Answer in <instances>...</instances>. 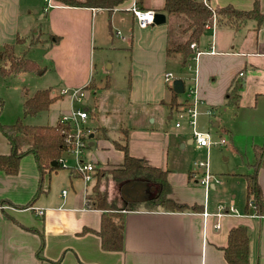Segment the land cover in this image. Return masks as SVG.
<instances>
[{
  "label": "crops",
  "instance_id": "0c3cea01",
  "mask_svg": "<svg viewBox=\"0 0 264 264\" xmlns=\"http://www.w3.org/2000/svg\"><path fill=\"white\" fill-rule=\"evenodd\" d=\"M37 2L38 0H0V52L6 45H14V52H18V47L23 42L15 44L17 37L29 38L39 26L44 32L43 39L49 40L46 53L52 61L56 79L61 84L58 93L62 90L71 93L92 85V45L95 46L97 36L105 27L104 22L102 26V20L96 22V18L106 11L105 22L111 45L114 44V36L129 46L128 105L139 112L134 121L141 123L144 120L155 126L144 125L132 131L124 128L129 135V153L149 166L167 171V181L171 187L169 198L187 209L175 211L161 206H149L147 198L134 195L133 186L127 187L128 192L121 194L122 201L136 205L133 209L120 211L123 216L122 248L120 251H106L101 248L97 234L102 211L85 207L86 193L91 189L95 178L87 190L83 182L78 188L71 187L66 191L65 197L61 194L59 203H54L48 197H39L32 207L21 209L31 201L38 186L37 166L31 157H25L20 161L16 175L8 176L0 172V264H227L223 248L227 244L229 231L237 226H245L249 232L248 264H264V167L258 168L256 176L263 200L261 211L257 207L254 209V204L249 202L253 196L248 199L244 178L252 172L255 159H252L254 163H250L246 158V164L242 168L244 170L239 171L242 173H231L232 176L242 177L244 182L243 206L237 209L233 201L223 203L218 197L210 200L208 191L215 192L220 183H214L218 180H210L209 190L206 191L200 184L204 168L198 167L196 162L192 165L184 163L185 155L183 151L176 150V147L181 145L184 150L189 148L204 154L205 157L200 162H206L208 150L198 147L192 136L181 129V125L176 128L174 124L175 130H165L162 121L165 107L170 114L166 117L167 121L172 120L173 112L177 115L176 109L168 106L172 99L170 88L175 80L183 82V93H186L183 97L177 94L179 106L191 104L189 92L196 88L199 104L205 105L208 116L214 119L212 128H220L222 125L221 112L228 109L225 106L227 94L236 84H242L238 105L243 107L245 102H249L253 107L256 106L258 96L264 98V21L258 25L256 20L250 19L238 30L217 25L206 29L207 38L201 45L199 42L194 43L197 50L186 61L194 64V77L185 92V82L182 79L173 77L168 82L164 80V74L168 73V59L182 64L180 55H166L172 21L165 14L164 24L142 29L137 26L133 13L129 10L131 2L109 12L64 6L56 0H50V6L46 4L43 7L42 23H37L32 18ZM148 2L149 0H145L143 3L145 10L160 13L149 7ZM254 2L255 0H230L231 5L229 0H208V5L215 8L228 4L227 6H235V9L237 7L236 10L250 11ZM257 4L261 14H264V0H257ZM162 5L163 1L159 9ZM96 23L101 25L99 31ZM247 26L249 28L245 31ZM113 28L117 30L114 34L111 33ZM236 34L239 36L236 37ZM53 36L60 39L58 43L51 44ZM111 48L120 49L117 44ZM197 51L200 54L195 60ZM6 67L0 64V69ZM42 73L45 74V71ZM58 119L59 117L52 118L49 126L55 125ZM157 121L158 124L155 125ZM95 128L106 129L116 139L123 129L120 127L115 136V133H110L104 126ZM220 131L232 138L228 130ZM206 132L210 133L209 130ZM220 138L225 139L222 136ZM231 142L233 151L240 153L234 139ZM91 143L90 147L99 144L102 150L99 154L101 161H94L97 167L106 168L109 164L118 167L122 164L123 154L115 150L112 143L107 140H93ZM227 144L226 141L225 148ZM9 152L10 148L0 134V155H7ZM113 152L119 155L116 157L117 163H104V158L113 157ZM72 176L79 177L70 173L69 179ZM45 190L47 195L48 188ZM109 197L114 198L113 195ZM229 207L235 213L216 216L220 208L228 212ZM38 210H42L43 215H37ZM22 227L32 228L43 235L41 259L36 256L40 247L39 236Z\"/></svg>",
  "mask_w": 264,
  "mask_h": 264
},
{
  "label": "rangeland",
  "instance_id": "374dc122",
  "mask_svg": "<svg viewBox=\"0 0 264 264\" xmlns=\"http://www.w3.org/2000/svg\"><path fill=\"white\" fill-rule=\"evenodd\" d=\"M162 0H149V7L158 11ZM230 3V0H229ZM231 4V3H230ZM228 5V4H227ZM224 5V6H227ZM232 5V4H231ZM46 6L44 0H38L37 6L33 9L32 18L37 23H42L43 20V7ZM221 6V5H220ZM234 6V5H233ZM232 7V6H231ZM235 9V6L233 7ZM237 9V7H236ZM107 12H103V15L98 14L96 22L101 19L105 27L102 29L101 34L97 36L96 42L92 45V72L91 79L94 83L95 90H84V98L81 101H75L71 103L70 95H59L60 81H57V74L52 70V61L46 53L49 45L48 39H43L44 32L37 27L35 33L30 34L29 38H26V42L19 46L18 52H13L14 57H21L25 55L24 59L31 61L35 65L34 71H28L15 76L2 77L0 75V103L2 104L0 122L2 124H11L15 120L21 118L28 125H50L52 118L60 117L62 114L69 113L71 111L87 110L88 120L85 122L87 131H90L93 135L94 128L99 125L106 127L110 130V133H116L120 127L127 128L128 131L138 129V127H155L142 120L141 123L135 122L137 110L132 109L128 105V89H129V46L126 43H121L120 39L113 37L114 44L111 45V41L108 39L109 34L106 27ZM172 25L170 28L171 41L170 44H176L183 42L188 33L181 34V29L185 27V21L182 17H171ZM249 24V23H248ZM98 31L101 25L96 23ZM249 28L247 26L244 30ZM117 30L113 28L111 31L114 34ZM41 33V34H40ZM122 35H125L122 32ZM239 34H236L238 37ZM101 38V40H100ZM207 38V32L200 36L198 42L201 43ZM32 43V45H31ZM118 45L120 49L111 48L114 45ZM125 48L123 51L122 48ZM3 52V51H2ZM1 53V52H0ZM1 59L0 64L3 66H9L8 60ZM190 63V64H189ZM181 66L172 59L167 60L166 71L171 73L173 77L182 79L185 82V92L188 91L190 80H193L194 64L192 61ZM190 66V67H188ZM7 67L5 69H7ZM45 71V74L42 73ZM52 89V96H60L58 100L51 105L47 112L40 113L35 117L23 118L22 103L26 97L31 96L37 90ZM58 90H57V89ZM109 92V93H106ZM186 93L179 94L183 97ZM257 105L253 107L249 102H245L243 107L238 105L237 109L234 107H228L227 110L221 112L222 125L220 128H212L214 119L209 117L207 111L204 109L205 105L196 103L195 107V126L192 127L184 114L181 118H178L175 113H172V120L167 121L166 117L169 114L167 107L163 108V128L165 130L174 129V124L179 122L188 136H192L193 131L200 133H208L213 140L219 139L221 136L228 142L227 147L211 146L206 151V162L208 164V171L211 174V182L220 183L217 185V190L212 192L208 191L210 200L214 197H218L221 202L233 201L235 207L239 209L244 205L245 201V188L244 182L239 176H232L231 173L239 172L246 164L247 161L254 163V147H262L264 144V98L258 96ZM176 107V106H175ZM180 108H175L178 113ZM90 113V114H89ZM224 113V114H223ZM91 117V118H90ZM158 119V117H157ZM174 119H177L174 121ZM150 122V119L148 120ZM158 124V121L155 125ZM220 129L228 130L231 133V137L225 132H221ZM177 130V129H176ZM210 131L206 132V131ZM185 132V133H186ZM118 136V134H117ZM112 137V136H111ZM235 137V138H234ZM116 139V138H112ZM231 139L237 143V147L240 149V153L233 151V145ZM87 149L82 155L83 162L93 163L100 162L99 154L102 150L98 145L90 147L91 142L94 139H88ZM118 142H122L121 135L116 139ZM109 143H111L109 141ZM113 145V144H112ZM114 147V145H113ZM178 151L184 153V163L190 165L193 162L199 163L203 161L205 155L195 150L187 148L184 150L181 145L176 147ZM224 148V149H221ZM115 149V148H114ZM116 150V149H115ZM118 151V150H117ZM120 152V151H119ZM113 157L107 156L104 158V163L109 161L110 163H117L116 157L119 156L113 152ZM75 155L71 152L62 155V167L73 168L75 166ZM95 161V162H94ZM193 167V166H191ZM95 168L100 170H110L116 168L115 165L109 164L106 168H100L95 165ZM70 171L66 168H62L45 175V188H48V194L41 195V199L48 197L52 199L54 203H59L62 190H70L71 187L78 188L82 185V179L80 177H71L69 179ZM72 181V184H70ZM89 187V186H88ZM105 188V189H104ZM123 188V187H122ZM121 188V190H122ZM101 190H107L109 195H113L114 209H121L125 202L122 201L121 194L125 195L128 192L127 189L121 193L120 186L113 182L112 179L103 180L101 183ZM90 189L88 190V192ZM151 191L147 186L142 187L140 182L134 184V195H138L141 198L148 199ZM233 196V198H232ZM56 205V204H55Z\"/></svg>",
  "mask_w": 264,
  "mask_h": 264
},
{
  "label": "trees",
  "instance_id": "16d2710c",
  "mask_svg": "<svg viewBox=\"0 0 264 264\" xmlns=\"http://www.w3.org/2000/svg\"><path fill=\"white\" fill-rule=\"evenodd\" d=\"M64 6L93 8L111 11L118 8L126 2L132 0H56ZM145 0H135L137 8L145 10L143 3ZM163 5L157 11L165 14L167 17H182L185 21V27L181 29V34L188 33L183 42L170 44L171 32L169 30V44L166 49V55H180L182 64L194 54V50L190 45L197 43L200 36L205 32L207 27L215 23L217 26H228L233 30L240 29L246 21L254 19L260 25L264 21V14L258 9L257 0L250 11L236 10L231 6L215 7L204 5L201 0H162ZM57 36H53L51 44L59 42ZM26 42V38L17 37L16 43ZM32 45V43H31ZM14 45H6L0 57L8 60L7 69H0L2 77L15 76L24 72L34 71L35 65L29 60L21 57H14ZM93 83V82H92ZM94 83L85 87V90H94ZM242 84H236L229 92L225 106L237 108L240 100ZM172 99L168 103L171 109L180 108L177 103V94L170 88ZM60 96H52V89L37 90L31 96L26 97L22 103L23 118L35 117L40 113L47 112L51 105L58 100ZM174 98V99H173ZM176 106V107H175ZM2 104L0 103V114ZM70 133L69 126L56 122L55 125H28L24 119H17L11 124H2L0 122V134L5 138L10 152L7 155H0V172L14 176L18 173L20 161L25 157H31L38 170V186L31 201L21 209L32 207L36 200L46 193L44 182L45 175L56 170L62 169L60 159L62 155L70 148L68 135ZM119 135L122 142L112 139L108 131L103 128H95L93 139L110 141L114 148L123 154V162L121 165L110 170H100L96 168L94 173V184L85 196V207L90 210L102 211V220L100 229L97 232L100 238V245L106 251H120L122 248V221L123 216L121 210H130L135 207V203L125 202L121 209H114V200H112L107 190H101L103 180L112 179L114 183L120 186V190L128 183L140 182L144 183L148 190L153 188L148 200L149 206H161L166 209L182 211L187 209L182 204L172 201L169 196L171 187L167 181V171L160 168L149 166L142 160L132 157L128 149L129 135L125 129H121ZM255 163L252 172L245 175L247 197L250 200L253 196L254 209L261 211L262 194L257 183L258 168L264 167V144L261 147H254ZM52 162H56L57 166H51ZM71 174L79 176L71 168H67ZM122 198V196H121ZM123 200V199H122ZM250 202V201H249ZM194 209V208H193ZM26 231L36 233L40 238V247L36 252V256L41 259V251L44 245V238L41 233L32 229L24 228ZM86 230L84 229L83 232ZM249 232L245 226H237L232 228L228 233L227 244L223 248V257L227 264H248L249 260Z\"/></svg>",
  "mask_w": 264,
  "mask_h": 264
},
{
  "label": "built area",
  "instance_id": "2783aa9c",
  "mask_svg": "<svg viewBox=\"0 0 264 264\" xmlns=\"http://www.w3.org/2000/svg\"><path fill=\"white\" fill-rule=\"evenodd\" d=\"M204 5H208V0H201ZM47 6H50V0H45ZM132 5L129 8V10L132 11L133 16L136 20L137 26L139 28L145 29L149 26L154 25V15L155 11L153 10H142L136 7L135 5V0H132ZM215 23H213L212 26H214ZM207 27L206 29L211 28ZM116 36H119V34H116ZM190 48L192 50H197L196 45L193 43L190 45ZM200 52L195 53V60L197 59L198 55ZM173 78L171 73H166L164 74V80L166 82L170 81ZM84 88L74 90L72 91L70 95V101L71 103L75 101H81L84 98ZM65 94H68L66 90H62L60 92V96H63ZM189 95L192 97V101L190 105L184 106L182 110H179L177 113L178 118H181L184 114L187 116V119L189 120V123L192 127L195 126V107L196 103L198 102L197 99V90L196 88H193L190 90ZM88 120V113L87 110H78V111H71L69 113L62 114L58 121L61 124H64L66 126H69L70 128V133L68 135V141L70 143V148L67 150L66 153H73L76 157L75 159V166L71 168L73 171L77 172L79 174V177L82 179L83 185L85 190H87L88 185L94 180V173L96 171L95 165L93 163H87L83 162L82 160V155L84 151L87 149V143L89 142L87 140L89 138L90 131L86 130L85 122ZM180 126L179 122L175 123V127L178 128ZM192 139L195 142V144L198 147H203L208 150L211 146H219L223 147L226 145V140L223 138H219L217 140H213L208 133H200L196 132L195 130L192 133ZM62 162V158L60 159V164ZM198 167L204 168V174L200 180V184L206 189V191L209 190L210 186V180H211V175L209 174L208 171V164L207 162H199L196 164ZM66 168L67 167H62ZM85 192V191H84ZM62 197L66 196V191L63 190L61 192ZM253 201V199L250 200V203ZM229 213H235V210L232 207H229L228 212H224L223 208H220V211L218 214H216L217 217H221L224 214H229ZM37 215L41 216L43 215L42 210L37 211ZM206 216V214H205ZM253 216V215H252ZM260 217V215H259Z\"/></svg>",
  "mask_w": 264,
  "mask_h": 264
},
{
  "label": "water",
  "instance_id": "95a60500",
  "mask_svg": "<svg viewBox=\"0 0 264 264\" xmlns=\"http://www.w3.org/2000/svg\"><path fill=\"white\" fill-rule=\"evenodd\" d=\"M166 22V17H165V15L164 14H162V13H155V15H154V25H162V24H164ZM172 89H173V92L175 93V94H182L183 92H184V86H183V82L181 81V80H175L173 83H172ZM92 137H93V135L91 134L90 136H89V138L90 139H92ZM92 144V143H91ZM90 144V145H91ZM51 166H53V167H56L57 166V164H56V162H52L51 163ZM136 182H134V183H128L126 186H123V188H122V191H121V193H123V191L127 188V187H134V184H135ZM141 184V186L142 187H146V185L144 184V183H140ZM150 191H153V188H151V189H149ZM262 206H263V208H264V204H262Z\"/></svg>",
  "mask_w": 264,
  "mask_h": 264
},
{
  "label": "flooded vegetation",
  "instance_id": "af4514ba",
  "mask_svg": "<svg viewBox=\"0 0 264 264\" xmlns=\"http://www.w3.org/2000/svg\"><path fill=\"white\" fill-rule=\"evenodd\" d=\"M122 191V190H121Z\"/></svg>",
  "mask_w": 264,
  "mask_h": 264
}]
</instances>
